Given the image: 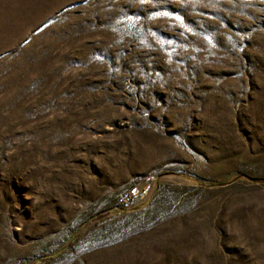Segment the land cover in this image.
<instances>
[{
    "label": "rangeland",
    "instance_id": "1",
    "mask_svg": "<svg viewBox=\"0 0 264 264\" xmlns=\"http://www.w3.org/2000/svg\"><path fill=\"white\" fill-rule=\"evenodd\" d=\"M0 264H264V0H0Z\"/></svg>",
    "mask_w": 264,
    "mask_h": 264
}]
</instances>
